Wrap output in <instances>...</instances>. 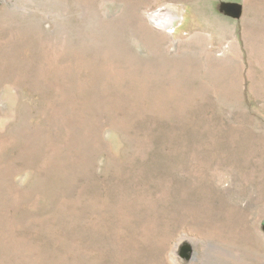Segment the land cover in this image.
I'll use <instances>...</instances> for the list:
<instances>
[{
    "label": "rangeland",
    "instance_id": "rangeland-1",
    "mask_svg": "<svg viewBox=\"0 0 264 264\" xmlns=\"http://www.w3.org/2000/svg\"><path fill=\"white\" fill-rule=\"evenodd\" d=\"M0 264H264V0H0Z\"/></svg>",
    "mask_w": 264,
    "mask_h": 264
}]
</instances>
